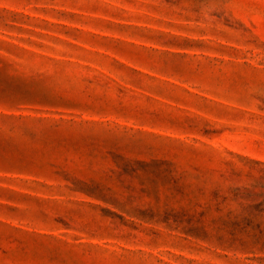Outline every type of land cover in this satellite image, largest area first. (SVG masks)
Instances as JSON below:
<instances>
[{
    "label": "rangeland",
    "instance_id": "rangeland-1",
    "mask_svg": "<svg viewBox=\"0 0 264 264\" xmlns=\"http://www.w3.org/2000/svg\"><path fill=\"white\" fill-rule=\"evenodd\" d=\"M0 264H264V0H0Z\"/></svg>",
    "mask_w": 264,
    "mask_h": 264
}]
</instances>
